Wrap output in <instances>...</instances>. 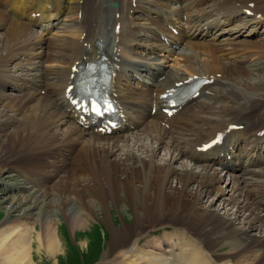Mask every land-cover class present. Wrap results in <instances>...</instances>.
Wrapping results in <instances>:
<instances>
[{
    "label": "bare ground",
    "instance_id": "6f19581e",
    "mask_svg": "<svg viewBox=\"0 0 264 264\" xmlns=\"http://www.w3.org/2000/svg\"><path fill=\"white\" fill-rule=\"evenodd\" d=\"M255 1L0 0V116H6L0 129L14 124V133L0 136V150L30 140L34 147L21 170L64 171L53 187L59 186L54 205H64L72 231L86 235L98 204L110 236L101 263L264 264V164L258 161L264 116L252 114L264 108V87L246 66L262 56L264 41L242 35L244 22L254 26L253 35L264 29V3ZM35 25L41 33L30 37ZM99 48L113 69L110 93L123 113L111 133L102 124L80 125L67 91L79 76L74 67L94 59ZM52 54V66L43 65ZM194 75L212 81L204 94L172 115L162 112L161 94ZM232 124L241 127L229 129ZM219 132L225 135L220 145L199 150ZM244 146V165L227 160ZM161 147L166 153L156 156ZM217 166L238 173L229 180ZM31 203L30 213L6 212L0 221V264H36L42 253L59 264L65 256L57 222L44 208L32 214L38 205ZM109 203L132 221L114 226ZM30 217L34 224L26 222ZM157 225L165 235L152 250L153 241L143 245L141 238Z\"/></svg>",
    "mask_w": 264,
    "mask_h": 264
},
{
    "label": "rangeland",
    "instance_id": "374dc122",
    "mask_svg": "<svg viewBox=\"0 0 264 264\" xmlns=\"http://www.w3.org/2000/svg\"><path fill=\"white\" fill-rule=\"evenodd\" d=\"M255 2L258 4L261 2L264 3V0H257ZM245 23L246 22H244L243 24L244 28L246 26ZM248 25H251V24H248ZM251 31H253V33ZM262 31L263 32L259 36L253 35L255 34L254 26L252 27L249 26L242 33L243 39H246V36L251 34V36H248L247 38L255 39L256 37H258V40L263 42L264 41V30ZM40 33H41V29H39L35 25L34 28H32L30 37H34V36L37 37ZM225 37L228 38L227 36ZM225 37H223L224 40H226ZM2 41H3V35L0 31V54L4 55L5 51L1 44ZM6 46H7V43L5 44V49H6ZM177 52H181V51L177 50ZM54 55L55 54H52L49 59L48 58L44 59L45 62L43 61V65L49 64L48 66H52L51 61L53 60ZM14 64L15 63H10L8 65V68L13 69ZM246 66H247L248 72L250 71L249 76L251 77V79L254 82L260 83L261 87H264V53L262 54L261 57L252 58L250 61L247 62ZM29 92L31 91L29 90ZM220 104L222 105L224 103L221 102ZM252 114L256 117L261 116V115L264 116V108H253ZM2 116L3 115L0 116L1 117L0 121L6 120V116H3V117ZM13 125L14 124H8V125H5L2 129H0L1 130L0 136L1 135L3 136L4 134H7V133L8 134L12 132L14 133ZM15 136H16V133L14 135V138ZM138 137H139L138 139H140L141 141L148 140V143L155 145V142L148 135H145V134L140 135L139 133ZM29 143H31L30 140L27 142L26 139L22 138L14 146H13V142H11V144L9 145L4 144L3 149L0 150V166H4L5 168V170L0 176L5 181L3 183H0V221L4 218L5 214L7 213H12L13 217L22 215L23 213H26V212L30 213V209L32 206L31 202L33 201L34 203L35 201L38 207L33 211L32 214L37 213L39 212V209L44 208L45 209L44 214L47 213L57 222L56 225L59 231L58 234L60 238L62 239V241H65L66 255L64 257H60L59 264H110L111 262L110 260H109L110 262L109 261L105 263L100 262L104 249L108 247L110 236H109L108 230L105 228L104 224L102 223L101 219L103 218V216H102L100 209L96 210V208L98 207V204L94 206L95 213H98L97 220L96 222L95 221L92 222L91 219H88L90 221V222H87L89 228H86V229H88L89 231L86 232V235L83 233H80V231L78 230L72 231L66 219L61 214L62 213L61 210L64 207V205L62 207L60 201L57 202L59 203V205H56V207L54 205V202L57 201L55 196L58 195V192L56 191L59 188V186H56V188H53L55 187L54 184L59 185L60 181L64 177L62 175H64L65 173L64 171L62 173L56 172L59 174V175L57 174L58 175L57 176L55 175L54 172L45 173L44 168H40L39 171H37V173L31 172L32 170L30 169L21 170L20 167L27 169V167L25 166L24 158H26L29 155L28 152L31 151L34 147V144L31 143L29 145ZM53 144L54 143L51 141V145L47 146V151L52 150ZM165 151H166V148L164 147H161V149L158 148L156 156L157 155L161 156L162 154L166 153ZM52 158H54V154H51V156L49 157L47 156V162H51ZM184 160L191 163L189 160H186V159ZM191 164L194 165L193 163ZM60 169L63 170V167L60 166ZM46 174H51V178L46 179L44 176ZM60 176L62 177L60 180H58ZM72 181L73 183H75L73 178H72ZM221 186L224 187L223 184ZM92 189H93L94 194L98 192V190L95 187ZM70 195H72V193H70ZM24 197L27 199V201L23 199ZM35 197L38 199H36ZM84 197H89V196L84 195ZM15 199L17 200L13 201ZM108 206L111 207V204L109 203ZM75 207L79 209V205H75ZM126 211L127 210L124 211L116 207L115 208L111 207L109 209V212H110L109 216L114 226L116 225L118 228H121L120 226L124 225V222L128 224L129 223L128 221H132L130 217L131 215L127 216L128 211L127 212ZM25 219L27 220L26 222H29L30 224L35 223V219L33 217H30L29 219L27 218ZM113 225L111 224V226ZM169 231H171V229H169ZM150 232L141 238V239L144 238L143 240L141 239L140 240L143 245L145 242H148L149 240H151L153 241L151 249L152 250L158 249V247L160 246V242L165 235L164 230L160 228L159 225H157ZM81 242L89 243L88 248L86 250H83L81 248ZM36 264H55V262L51 260L45 253H42L40 255L36 254Z\"/></svg>",
    "mask_w": 264,
    "mask_h": 264
},
{
    "label": "crops",
    "instance_id": "0c3cea01",
    "mask_svg": "<svg viewBox=\"0 0 264 264\" xmlns=\"http://www.w3.org/2000/svg\"><path fill=\"white\" fill-rule=\"evenodd\" d=\"M87 237V236H86ZM63 243L65 244V242L63 241ZM65 247H66V244H65ZM66 255V254H65ZM101 262V261H100Z\"/></svg>",
    "mask_w": 264,
    "mask_h": 264
}]
</instances>
